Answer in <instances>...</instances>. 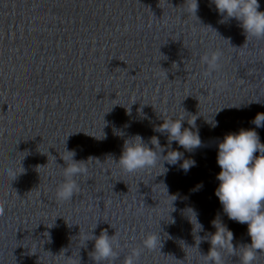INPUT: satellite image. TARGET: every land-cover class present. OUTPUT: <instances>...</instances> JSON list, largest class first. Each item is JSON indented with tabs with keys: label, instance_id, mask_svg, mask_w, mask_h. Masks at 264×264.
Masks as SVG:
<instances>
[{
	"label": "water",
	"instance_id": "95a60500",
	"mask_svg": "<svg viewBox=\"0 0 264 264\" xmlns=\"http://www.w3.org/2000/svg\"><path fill=\"white\" fill-rule=\"evenodd\" d=\"M184 2L0 0V264H96L91 234L103 230L119 247L102 264H125L133 249L137 264H209L213 221L234 235L235 253L219 250L223 264H240L251 238L215 195L218 144L241 129L264 144L252 123L264 113V39L246 41L234 18L220 23L212 0H197L196 15ZM214 52L210 71L202 57ZM168 119H184L201 147L169 145L155 131ZM136 135L183 158L126 172L117 161ZM66 150L87 172L60 200ZM184 160L196 164L185 172ZM22 167L13 181L7 169ZM151 234L154 250L143 246Z\"/></svg>",
	"mask_w": 264,
	"mask_h": 264
},
{
	"label": "clouds",
	"instance_id": "9594fccd",
	"mask_svg": "<svg viewBox=\"0 0 264 264\" xmlns=\"http://www.w3.org/2000/svg\"><path fill=\"white\" fill-rule=\"evenodd\" d=\"M191 13L196 15L198 10L197 0H185ZM216 10L221 15L220 23H224L230 18L240 22L246 36L264 39V11H259L258 0H212ZM219 52H214L202 57V62L208 65L210 71L218 68ZM184 119L163 120L155 131L166 134L169 145L175 141L186 151H192L202 145L198 131L183 127ZM252 123L257 127H264V113H257ZM195 127L193 124H189ZM214 127L217 125H213ZM149 147L139 135L129 138L124 142L122 153L117 161L118 165L126 172L132 173L138 170L156 166L157 162L163 158L170 165H176L183 158V153L177 150H169L166 155L165 148L160 145L158 137H152ZM68 155L63 158L66 162L64 169L65 182L57 191L60 200H70L73 194L78 191V185L73 179L80 174H86L87 169L83 166V161H75V151L66 150ZM259 153V155H256ZM92 157H89L91 159ZM70 161V163H67ZM217 163L221 171L217 175L219 186L215 190V195L223 206L224 213L229 219L241 224H247L248 235L251 238L249 245L242 246L240 253V264H254L259 252H264V144L261 143L258 133L254 129H241L238 133H228L218 144ZM194 160H184L181 164L182 170L189 171L195 166ZM41 167L36 166V169ZM23 170L7 169L8 176L15 181L18 175L24 173ZM0 213L3 207L0 206ZM194 213L195 224L199 226V231L203 230V225L199 222L197 214ZM193 225V223L190 221ZM97 226V225H96ZM214 233L209 234L205 239L211 247L208 257L209 264H223L220 249H232L234 235L226 226H217ZM94 244V260L96 264H102L117 257L115 251L119 247V242L115 234L109 236L107 230L101 231L99 236L91 234ZM201 242V241H200ZM160 243L155 234L147 236L143 241V246L149 250H154ZM140 256L138 249H133L125 264H137Z\"/></svg>",
	"mask_w": 264,
	"mask_h": 264
}]
</instances>
